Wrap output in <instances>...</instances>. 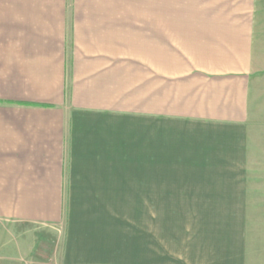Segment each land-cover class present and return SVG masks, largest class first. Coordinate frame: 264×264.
I'll return each instance as SVG.
<instances>
[{"label":"crops","instance_id":"crops-1","mask_svg":"<svg viewBox=\"0 0 264 264\" xmlns=\"http://www.w3.org/2000/svg\"><path fill=\"white\" fill-rule=\"evenodd\" d=\"M263 134L264 0H0V264H264Z\"/></svg>","mask_w":264,"mask_h":264},{"label":"rangeland","instance_id":"rangeland-1","mask_svg":"<svg viewBox=\"0 0 264 264\" xmlns=\"http://www.w3.org/2000/svg\"><path fill=\"white\" fill-rule=\"evenodd\" d=\"M261 146L262 150H258L255 153V165L251 166L248 172L249 177L254 182H251L249 184V200L251 202V207L249 208V214H247L246 216V222L249 226L248 238L258 239L260 241H263L262 244H264V134L262 135ZM4 226L6 225H0V228H4ZM7 227L8 229H11V227ZM28 229V234L35 233V236L38 237L37 240H39V243L37 249L41 251L52 252L55 257L48 260H46V258L40 257L39 260H37V262L34 264H61L59 259V255L62 250V245L60 243L61 233L59 231L55 232L54 229L45 230L40 226H29ZM5 231L7 230L5 229ZM30 238L31 237H29V239ZM27 239L28 237L26 238V240ZM29 239L28 242H31ZM29 263L25 262V264Z\"/></svg>","mask_w":264,"mask_h":264}]
</instances>
